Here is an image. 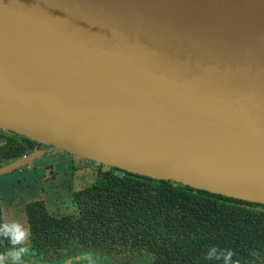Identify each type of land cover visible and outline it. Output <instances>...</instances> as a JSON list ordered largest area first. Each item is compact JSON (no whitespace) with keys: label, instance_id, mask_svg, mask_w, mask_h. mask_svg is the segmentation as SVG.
Here are the masks:
<instances>
[{"label":"water","instance_id":"95a60500","mask_svg":"<svg viewBox=\"0 0 264 264\" xmlns=\"http://www.w3.org/2000/svg\"><path fill=\"white\" fill-rule=\"evenodd\" d=\"M0 131L264 205V0H0Z\"/></svg>","mask_w":264,"mask_h":264},{"label":"trees","instance_id":"16d2710c","mask_svg":"<svg viewBox=\"0 0 264 264\" xmlns=\"http://www.w3.org/2000/svg\"><path fill=\"white\" fill-rule=\"evenodd\" d=\"M43 147L0 131V167ZM98 165L72 192V212L51 214L41 199L26 204L28 264L65 263L85 250L101 264H218L204 259L211 246L232 249L240 264H264L263 204Z\"/></svg>","mask_w":264,"mask_h":264},{"label":"rangeland","instance_id":"374dc122","mask_svg":"<svg viewBox=\"0 0 264 264\" xmlns=\"http://www.w3.org/2000/svg\"><path fill=\"white\" fill-rule=\"evenodd\" d=\"M50 152L57 155L47 160L46 164H52L50 167H54V171L59 173L57 177H55L56 172H53V169L50 167L44 169V166L39 164L35 170L27 169L25 165L20 171L0 178V205L3 214H6L4 219H20L24 222V226L28 227L25 206L40 198L41 190L44 191L42 193H44L45 204L51 214L60 215L73 211L71 194L80 185H83L80 179L92 180L93 174L89 176V173L91 169L96 168L97 163L89 162L85 158L70 155L64 151ZM85 164L90 166L88 171L83 169ZM27 167L32 168V165ZM70 168L75 170L71 171ZM34 173H38L36 177L32 176ZM29 174L31 176L28 179Z\"/></svg>","mask_w":264,"mask_h":264},{"label":"clouds","instance_id":"9594fccd","mask_svg":"<svg viewBox=\"0 0 264 264\" xmlns=\"http://www.w3.org/2000/svg\"><path fill=\"white\" fill-rule=\"evenodd\" d=\"M74 210V209H73ZM0 214V244H7L3 252H0V264H28L27 257L34 255L30 240V226L25 227L20 219L6 220ZM232 249H217L211 246L204 259L216 261L218 264H240L239 258L233 259ZM255 255V253H253ZM38 259L33 264H38ZM68 264H101L99 255L90 250L78 252L74 258L68 261Z\"/></svg>","mask_w":264,"mask_h":264},{"label":"flooded vegetation","instance_id":"af4514ba","mask_svg":"<svg viewBox=\"0 0 264 264\" xmlns=\"http://www.w3.org/2000/svg\"><path fill=\"white\" fill-rule=\"evenodd\" d=\"M46 148V146L44 145V147L42 148V149H37V148H35V149H33V151H35V150H43V149H45ZM32 151V152H33ZM31 152V153H32ZM54 152H45L44 154H42L40 157H38V158H36V159H34L33 160V162L30 164V165H32V168H28L27 166L25 167V168H27V169H36L37 168V166L39 165V164H42L43 166H44V169H47V168H49L52 164H46V161L47 160H49V159H52V157H54L55 155H57V154H53ZM52 154V155H51ZM43 155H47V156H45V157H43ZM89 162H92V161H89ZM98 166L99 165H97L96 164V168L95 169H91V171H90V173H89V176L91 175V174H94L95 173V171H96V169L98 168ZM23 167L21 166L20 168H18V169H16V170H21ZM87 168V169H86ZM41 169H43V168H41ZM50 169H53L52 171L53 172H56V171H54L55 170V168L54 167H50ZM71 169V168H70ZM83 169H84V171L85 170H87L88 171V169H90V166L88 165V164H85V166H83ZM16 170H14V171H16ZM38 170V169H37ZM75 169H71V171H74ZM13 172V171H12ZM11 173V172H10ZM7 174H9V173H7ZM6 174V175H7ZM38 173H34V175H32V176H34V177H36V175H37ZM58 172H56V174H55V177H57L58 176ZM80 182H83L82 184L83 185H80L77 189H75V190H78V189H81L85 184H89L90 182H91V180H89V179H85V180H83V179H80ZM39 189H40V187H38ZM74 190V191H75ZM42 192H44V191H42L41 190V196H40V198H38V199H41V200H43L44 201V203H45V200H44V193H42ZM72 195V194H71ZM46 205V204H45ZM3 214V213H2ZM27 223V222H26ZM59 264H62V263H59Z\"/></svg>","mask_w":264,"mask_h":264},{"label":"crops","instance_id":"0c3cea01","mask_svg":"<svg viewBox=\"0 0 264 264\" xmlns=\"http://www.w3.org/2000/svg\"><path fill=\"white\" fill-rule=\"evenodd\" d=\"M16 171H20V170H16ZM16 171H13V172H11V173H9V174H12V173H14V172H16ZM9 174H7V175H9ZM29 176H31V174H29L28 176H27V178L29 179ZM21 177H22V175H21ZM0 199H1V197H0ZM3 213V212H2Z\"/></svg>","mask_w":264,"mask_h":264}]
</instances>
